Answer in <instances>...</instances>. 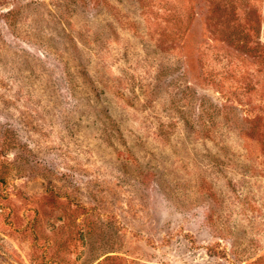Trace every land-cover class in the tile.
Masks as SVG:
<instances>
[{
  "label": "rangeland",
  "instance_id": "1",
  "mask_svg": "<svg viewBox=\"0 0 264 264\" xmlns=\"http://www.w3.org/2000/svg\"><path fill=\"white\" fill-rule=\"evenodd\" d=\"M0 264H264V0H0Z\"/></svg>",
  "mask_w": 264,
  "mask_h": 264
}]
</instances>
